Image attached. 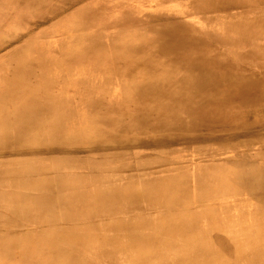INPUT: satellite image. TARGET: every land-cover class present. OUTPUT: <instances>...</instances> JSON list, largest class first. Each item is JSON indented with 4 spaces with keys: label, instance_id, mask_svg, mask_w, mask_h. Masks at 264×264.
I'll list each match as a JSON object with an SVG mask.
<instances>
[{
    "label": "bare ground",
    "instance_id": "obj_1",
    "mask_svg": "<svg viewBox=\"0 0 264 264\" xmlns=\"http://www.w3.org/2000/svg\"><path fill=\"white\" fill-rule=\"evenodd\" d=\"M5 1L0 0V4ZM141 1L112 0L108 1L101 11H94L93 20L101 25L99 33L93 35L88 31H79L77 38L81 42L82 38L87 37L82 51L65 54L59 64H54L59 52L58 47L45 51L42 47L47 46L40 41L32 51L36 55H32V62L26 65L21 63L31 52L29 50L17 54L10 61L12 64L3 80L4 88L0 91V130L4 135L0 138V144H28L39 139L54 140L81 136L94 138L98 134L113 135L120 131L152 136L150 143H154L159 134L174 130L187 133L189 130L184 128L195 123L207 121L210 126H219L223 121V113L212 109L222 98L230 97L231 103L244 105L259 96V86L256 87L254 81L238 79L237 75H234L239 66L227 70L218 69V62L214 58L216 55L205 52L209 41L205 32L200 33L202 38H190L188 26L181 23L176 24L174 30L170 31L160 30L158 26L134 25V21L141 19L139 14L146 12L145 8L139 7ZM183 1V5L192 13L204 9V0ZM12 2L21 4V0ZM111 6L113 7L110 9ZM33 18L28 17L26 24ZM201 24L204 27L207 20ZM115 27L122 29L114 31ZM262 27L264 25L260 26L259 30ZM88 34L91 36H87ZM213 34L216 33L213 31ZM219 34V41L226 44L248 41L241 37L229 41L227 35L222 32ZM124 35H127L125 40ZM5 36H0V48L4 45ZM118 38L121 41H117ZM57 46L60 47L59 44ZM108 50L111 51L106 53ZM77 60L87 63L76 64ZM163 66L165 72L161 73L159 71ZM21 67L28 71L25 75H19L23 72ZM128 68L131 71H128ZM180 72L181 77L174 78ZM161 77L167 78L159 82ZM29 84L31 85L28 87ZM124 105L126 109H123ZM8 125L14 126V129L5 130ZM121 158L115 162H123ZM58 164L66 163L59 161ZM222 167L214 163L212 167H209V164L195 166L193 177H189L192 179L191 183L187 179V170L179 165L169 169L163 184H152L149 178H143V182L138 184L135 180L127 182L128 179L108 175L101 177L103 182L100 181V187L85 192L84 187L98 177L80 178L67 175L45 179L39 173L43 167H37L28 161L1 165L0 179H10L1 186L9 188V195L16 197L13 196L7 205L0 209V231L8 233L11 229L31 224L38 219H43V224L60 221L67 226L71 225L69 222H78L77 225L93 230L96 223H113L115 220L121 223L147 220L144 226L146 228L158 220L177 222L173 220L177 217L178 222L184 220L191 226H167L161 233L164 238L178 235L180 239L195 237L210 240L218 236L225 241H231L248 234L249 230L234 229L223 234L225 227L246 219H250L251 226L257 225L264 219V184L249 187L247 181H231L240 172L236 167L230 169L227 176L212 177L213 183H209V174H218ZM178 174L181 175L177 176ZM30 179H40L43 184H27ZM78 181L84 183L81 190H74L67 195L70 203L77 206L71 214L54 216L44 212V204H50L44 197L36 198L39 202L36 205L27 201L30 195L34 198L37 196V188L50 195V191L74 189ZM21 188L22 191L19 190ZM192 193L195 196H189ZM208 197H212L210 211L198 216H201V219H213V225L208 228L204 227L203 223H197L198 226H203L197 228L191 219L189 202L196 198ZM225 197H231L233 200H226ZM93 201L99 203L94 204ZM21 202L31 205L25 213L20 210ZM143 204L161 208L158 217H126L129 211L137 210ZM84 205L97 208L95 212L83 213L78 207ZM176 205L182 207V213L172 212ZM236 206L245 209L240 211L235 209ZM106 217L112 218L108 221ZM194 229L198 230V233L190 232ZM117 230L99 237L106 239L111 235H121ZM132 231L136 234L142 233L141 230ZM30 232L36 235L39 233L37 230ZM30 232L11 239L24 243L18 245L21 253L36 254L44 258L48 252L38 244L36 235H30ZM263 233L264 231H257V235ZM11 246H0V259L6 261L5 263L14 262L10 253L15 249ZM120 249L117 247L110 255L113 257ZM249 251L250 256L257 259L255 264L258 261L264 264L263 249L253 247L249 248ZM113 260L110 258L109 262ZM58 263L63 264V261Z\"/></svg>",
    "mask_w": 264,
    "mask_h": 264
},
{
    "label": "rangeland",
    "instance_id": "obj_2",
    "mask_svg": "<svg viewBox=\"0 0 264 264\" xmlns=\"http://www.w3.org/2000/svg\"><path fill=\"white\" fill-rule=\"evenodd\" d=\"M12 1L6 0L0 4V36L6 35L4 45L0 48V91L4 88L3 80L8 67L12 64L10 61L17 54L29 50L31 52L21 63L26 65L32 62V55L36 57L32 51L39 45L38 41L47 46L42 47L45 51H49L51 47L54 49L58 47L59 52L54 64H59L65 54L82 51L87 37L82 38L81 42L77 34L79 31H88L93 35L99 33L101 25L93 20L94 11H101L104 5L112 0H21V4ZM141 3L139 7L145 8L146 12L139 14L141 19L134 21V25L158 26L160 30L170 31L174 30L176 24L181 23L188 26L190 38H202L200 33L205 32L209 39L205 52L216 55L213 57L218 62V69L227 70L239 66L238 72L234 75H237L238 79L254 81L256 87L259 86V96L244 105L231 103L230 97L222 98L212 109L223 113V121L219 126H210L207 121L195 123L184 128L189 130L187 133L174 130L159 134L154 143H150L152 136L120 131L113 135L98 134L94 138L81 136L54 140L39 139L28 144H0V166L28 161L37 167H43L39 173L45 179L67 175L80 178L98 177L84 187L85 192L100 187V181L103 182L101 177L108 175L128 179L127 182L135 180L134 182L138 184L143 182V178H149L152 184H163L168 177L169 169L177 165L187 170V179L191 183L192 179L189 177H193L195 166L209 164V167H212L213 163L223 167L218 174L214 172L209 174V183H213L212 177L227 176L230 169L236 167L240 172L231 181H247L249 187L264 184V27L259 30V27L264 25V0H204V9L198 13L190 12L183 5L185 4L183 0L181 2L142 0ZM32 16L33 20L26 24L28 17ZM205 19L207 25L204 28L201 22ZM82 25L91 27L85 29ZM116 29L122 28L115 27L114 31ZM213 31L216 34H213ZM219 32L227 35L229 41L238 37L246 38L248 41L222 43L219 41L221 40ZM89 34L87 36H91ZM126 38L127 35H124V40ZM117 41L121 39L118 38ZM101 47L104 48V45ZM86 63L82 60L76 61V64ZM164 68L161 67L159 72H165ZM21 69L23 72L19 75L28 72L24 67ZM181 73L174 78L181 77ZM166 78L161 77L159 82ZM123 107L127 108L126 105ZM13 129L14 126L8 125L5 130ZM1 137L4 135L0 130ZM118 158L123 162L117 164L115 160ZM59 161L66 164L59 165ZM244 170L250 171L242 172ZM9 180L0 179V209L7 205L13 196L16 197L9 195V188L1 186ZM32 182L43 184L40 179L38 181L30 179L27 184L31 185ZM83 184L78 181L74 189L62 188L57 192L50 191V195L42 193L37 188L35 190L37 196L34 198L30 195L27 201L36 205L39 204L36 198L44 197L50 202L44 204V212L52 213L54 216L71 214L75 212L77 206L70 203L67 195L74 190H81ZM224 199L233 200L231 197ZM21 203L20 210L23 213L27 212L28 206L31 205ZM211 203L212 197L196 198L189 202V211L195 227L209 228L213 225V219H201V216H198L200 213L207 214L211 209ZM78 208L83 213H89L95 212L97 206L84 205ZM180 208L182 209L180 205H176L172 212L182 213ZM235 209L243 211L245 208L236 206ZM160 210L161 208L153 205L143 204L137 210L129 211L126 217L157 218ZM111 218L105 219L110 221ZM176 218L173 220L177 222L158 220L146 228L144 226L147 220L123 223L115 220L113 223L99 225L96 223L93 230L77 225L78 222H69L71 225L67 226L60 221L43 224V219L34 220L31 224L11 229L8 233L0 231V246L12 245L11 247L15 249L10 253L14 262L5 263L6 261L0 259V264H60L58 262L62 261L63 264H255L257 259L250 256L249 248L258 247L264 250V233L257 235V231H264V219L252 226L249 223L250 219L231 223L224 228L223 234L234 229L249 230L248 234L231 241H225L218 236L210 240L195 237L180 239L178 235L164 238L161 233L167 226H191L184 220L178 222ZM197 223H203V226H198ZM132 229L141 230L142 233L136 234ZM36 230L39 232L37 235L30 232ZM75 230L78 231L73 233ZM115 230L121 235H111L106 239L99 237ZM151 230L158 231L154 233ZM25 232L36 235L38 244L48 252L44 258L19 251L21 249L18 245L24 243L11 238L23 236ZM190 232L195 234L198 230ZM117 247L121 249L112 257L110 254ZM65 258L69 260L66 261ZM110 258L114 260L109 262ZM260 262L257 264H261Z\"/></svg>",
    "mask_w": 264,
    "mask_h": 264
}]
</instances>
